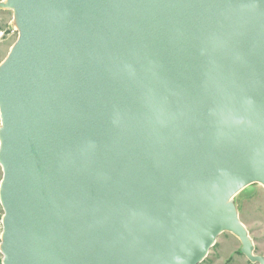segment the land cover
I'll use <instances>...</instances> for the list:
<instances>
[{
    "label": "water",
    "instance_id": "1",
    "mask_svg": "<svg viewBox=\"0 0 264 264\" xmlns=\"http://www.w3.org/2000/svg\"><path fill=\"white\" fill-rule=\"evenodd\" d=\"M2 264H198L264 186V0H7Z\"/></svg>",
    "mask_w": 264,
    "mask_h": 264
},
{
    "label": "rangeland",
    "instance_id": "2",
    "mask_svg": "<svg viewBox=\"0 0 264 264\" xmlns=\"http://www.w3.org/2000/svg\"><path fill=\"white\" fill-rule=\"evenodd\" d=\"M0 3H7V0H0ZM17 39L18 28L13 8L0 7V66L8 57ZM2 175L0 165V183ZM231 203L248 234L254 253L264 257V186L260 183H251L245 186L233 196ZM2 216L3 209L0 204V244ZM240 248L241 244L236 236L229 232H221L207 251L206 256L198 264H257L244 257ZM2 260L3 255L0 251V264H2Z\"/></svg>",
    "mask_w": 264,
    "mask_h": 264
},
{
    "label": "bare ground",
    "instance_id": "3",
    "mask_svg": "<svg viewBox=\"0 0 264 264\" xmlns=\"http://www.w3.org/2000/svg\"><path fill=\"white\" fill-rule=\"evenodd\" d=\"M254 183H258V182H254ZM248 185H249V184H248ZM246 186H247V185H246ZM243 188H244V187H243ZM232 198H233V197H232ZM232 198H231V199H232Z\"/></svg>",
    "mask_w": 264,
    "mask_h": 264
}]
</instances>
